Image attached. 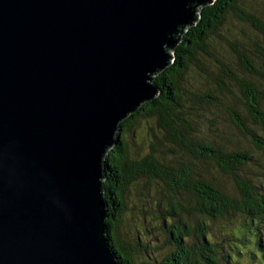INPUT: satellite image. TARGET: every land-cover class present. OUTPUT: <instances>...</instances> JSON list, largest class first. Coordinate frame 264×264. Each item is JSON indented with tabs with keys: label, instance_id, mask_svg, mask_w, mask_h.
I'll return each mask as SVG.
<instances>
[{
	"label": "water",
	"instance_id": "1",
	"mask_svg": "<svg viewBox=\"0 0 264 264\" xmlns=\"http://www.w3.org/2000/svg\"><path fill=\"white\" fill-rule=\"evenodd\" d=\"M214 0H0V264H118L104 159Z\"/></svg>",
	"mask_w": 264,
	"mask_h": 264
},
{
	"label": "trees",
	"instance_id": "2",
	"mask_svg": "<svg viewBox=\"0 0 264 264\" xmlns=\"http://www.w3.org/2000/svg\"><path fill=\"white\" fill-rule=\"evenodd\" d=\"M196 18L104 159L118 264H264V0Z\"/></svg>",
	"mask_w": 264,
	"mask_h": 264
},
{
	"label": "rangeland",
	"instance_id": "3",
	"mask_svg": "<svg viewBox=\"0 0 264 264\" xmlns=\"http://www.w3.org/2000/svg\"><path fill=\"white\" fill-rule=\"evenodd\" d=\"M187 28H188V27H187ZM187 28H186V29H187ZM128 141H129V139L127 138V139H126V142H127L126 144L129 146V142H128ZM142 144H143V143H140V145H142ZM144 148H145V145L142 146V151H144ZM141 192H142V191H141ZM141 192H140V193H141ZM140 200H141L142 202H141V203H138V204H135V205L145 204V203L147 202L148 199H146V198H144V197H141ZM136 210H137V209L135 208V211H136ZM133 212H134V210H133ZM136 223H137V219H136Z\"/></svg>",
	"mask_w": 264,
	"mask_h": 264
}]
</instances>
